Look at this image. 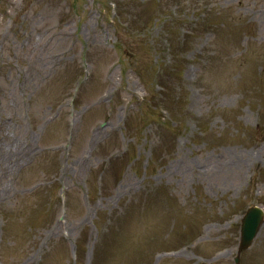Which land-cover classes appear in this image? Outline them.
Returning a JSON list of instances; mask_svg holds the SVG:
<instances>
[{"label":"rangeland","instance_id":"374dc122","mask_svg":"<svg viewBox=\"0 0 264 264\" xmlns=\"http://www.w3.org/2000/svg\"><path fill=\"white\" fill-rule=\"evenodd\" d=\"M0 147V264H264V0H0Z\"/></svg>","mask_w":264,"mask_h":264},{"label":"water","instance_id":"95a60500","mask_svg":"<svg viewBox=\"0 0 264 264\" xmlns=\"http://www.w3.org/2000/svg\"><path fill=\"white\" fill-rule=\"evenodd\" d=\"M261 220V210L253 207L248 209L241 223V247H246L257 232Z\"/></svg>","mask_w":264,"mask_h":264},{"label":"bare ground","instance_id":"6f19581e","mask_svg":"<svg viewBox=\"0 0 264 264\" xmlns=\"http://www.w3.org/2000/svg\"><path fill=\"white\" fill-rule=\"evenodd\" d=\"M8 155H10L9 154V152L8 151H6V150H4V149H2L1 147H0V157L1 158H4V157H6V156H8ZM251 158V156L249 155V154H247L246 156H244V157H242V158H239V159H237V157H235L234 158V163H242V162H244L245 160H249ZM238 160V161H237ZM57 224L56 225H54V228H57Z\"/></svg>","mask_w":264,"mask_h":264}]
</instances>
